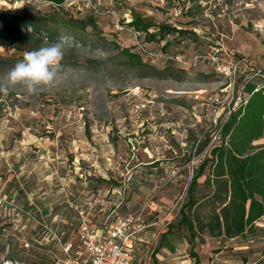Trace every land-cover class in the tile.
<instances>
[{"label": "rangeland", "instance_id": "obj_1", "mask_svg": "<svg viewBox=\"0 0 264 264\" xmlns=\"http://www.w3.org/2000/svg\"><path fill=\"white\" fill-rule=\"evenodd\" d=\"M0 7L98 23L75 31L81 43L61 34L37 45L23 39L24 49L0 47L4 85L26 51L64 45L53 83L34 93L0 88V255L10 244L13 258L54 264L44 223L75 222L69 198H100L104 210L93 211L95 223L111 208L114 216L142 211L155 233L142 245L144 259L169 264L164 249L188 239L180 220L199 166L224 143L223 126L247 82L264 85V0H0ZM131 10L187 33L151 40L128 24ZM48 27L68 29L62 21ZM122 48L146 65L125 64ZM218 58L235 64L236 75L221 74ZM220 245H189L177 256L193 260L183 264H209ZM225 250L223 264L264 260V227Z\"/></svg>", "mask_w": 264, "mask_h": 264}, {"label": "trees", "instance_id": "obj_2", "mask_svg": "<svg viewBox=\"0 0 264 264\" xmlns=\"http://www.w3.org/2000/svg\"><path fill=\"white\" fill-rule=\"evenodd\" d=\"M61 1L59 0V2ZM167 1L174 3L182 0ZM131 13L133 18L128 24L138 32L149 35L151 40L157 39L158 36L164 38L171 33H187V30L177 26L156 24L151 18L136 10H131ZM61 21L68 27L64 32H57L48 27L49 24H58ZM88 25L94 29L98 28L97 20L94 17L64 19L37 13L20 14L11 9L0 7V47L10 45L13 48L24 49L20 44L23 39L33 41L37 45L43 38L59 39L61 34H72L75 41L81 43L82 40L75 31L86 29ZM29 27L32 29L31 32L28 31ZM153 27H156V30L152 31ZM43 33L46 36H43ZM9 35L16 36L17 42H8ZM121 53L126 57L125 64L132 67L146 65L138 52L122 48ZM243 96V102L236 110L232 111L230 118L223 126L224 143L219 147L212 148L211 155L199 166L196 176L189 185V200L182 210L180 223L185 225L189 231L188 240L192 248L198 243L204 242L202 233L206 227L211 230L220 229V231H225L228 238H234L243 235L246 229L252 231L254 226L256 229V222L264 216V144L249 147L242 145L251 136L254 127L255 137L264 134V85L247 82ZM243 105L245 106L243 107ZM246 125L251 127L248 132L242 131ZM254 148V152L246 154L248 149ZM215 163L217 170L221 167L228 169L232 195L230 201L222 206L220 212H215L211 221L205 222L201 216L193 213L192 209L197 202L198 179L203 175L207 165ZM221 192L226 193V196H221V202L224 203L228 199V180L221 187ZM249 199H251V203L248 211L247 201ZM214 236L221 237L222 233L214 234ZM243 262L244 264H264L263 256L255 260L244 256Z\"/></svg>", "mask_w": 264, "mask_h": 264}, {"label": "built area", "instance_id": "obj_3", "mask_svg": "<svg viewBox=\"0 0 264 264\" xmlns=\"http://www.w3.org/2000/svg\"><path fill=\"white\" fill-rule=\"evenodd\" d=\"M216 69L228 77L235 76L237 72L235 64H225L220 58ZM243 97L241 93L236 105L243 102ZM131 178L132 174L129 176ZM4 201L0 197L1 206L5 204ZM68 203L75 212V222L56 218L52 223H44L45 239L54 243V248H51L54 264H138L133 249L140 233L147 227L142 211L114 216L116 209L111 208L102 222L95 223L91 219L93 211L97 207L104 209V202L100 198L84 201L69 198ZM10 251L11 246L8 244L5 254L0 255V264H28L9 256Z\"/></svg>", "mask_w": 264, "mask_h": 264}, {"label": "crops", "instance_id": "obj_4", "mask_svg": "<svg viewBox=\"0 0 264 264\" xmlns=\"http://www.w3.org/2000/svg\"><path fill=\"white\" fill-rule=\"evenodd\" d=\"M244 106L245 105H243V107ZM250 128L251 127H249V125H246L242 129V131L248 132ZM261 144H264V134L262 136L255 137V127H254V129H252L251 136L248 137L242 145L244 147H249V146H259ZM254 151L255 148L248 149L246 151V154ZM216 168H217L216 163L213 165L211 164L207 165L203 175L200 176L198 179V186L196 188L197 202L194 205L192 212L197 213L199 216H201L205 222H210L211 219L213 218L214 213L215 212L219 213L222 206L226 205L230 201L232 195L231 179L228 169L221 167L220 169L217 170ZM227 180H228V199L223 203L221 202V196H226V193L221 192V187ZM200 189H202L203 191L202 193H200ZM250 203H251V199L247 201L248 211L250 208ZM101 211L102 209H99V212ZM106 214H107L106 212L103 213L105 217ZM152 225L153 223L151 224L147 223V227L140 233L139 241L136 243L133 249V254L138 264H148V262L144 259V256L142 255L141 248L143 244L148 242L149 237L155 234L152 233L151 229H149ZM263 227H264V216L256 222V229L255 226L252 231L246 229L243 235H239L234 238H228L226 236L225 231H220V229L211 230L209 227H206V229L202 233L204 236V242L200 243V246L201 247L210 246L214 242L219 244L221 243L222 245L219 246L220 250L214 256H212V259L209 262V264H223L224 262L222 261V253L225 252L226 251L225 249L228 248L229 242H232L234 239L239 237L244 238L249 234L258 233L261 229H263ZM220 232L222 233L221 237L214 236V234H218ZM184 240L185 241L182 244H176L174 242V244L169 245L170 251L164 249V251L167 253L166 255H169L170 257L169 264H183V263L193 262L191 258L181 260L182 257L177 256L178 255L177 253H180L182 249H186L189 245H191L186 237L184 238ZM162 257L163 259H165L164 254H162ZM198 264H203V262L200 261ZM242 264H244L243 260H242Z\"/></svg>", "mask_w": 264, "mask_h": 264}, {"label": "clouds", "instance_id": "obj_5", "mask_svg": "<svg viewBox=\"0 0 264 264\" xmlns=\"http://www.w3.org/2000/svg\"><path fill=\"white\" fill-rule=\"evenodd\" d=\"M28 31H32L29 27ZM64 55L63 42L52 43L38 50L26 51L23 59L7 73L6 83L0 88L22 85L29 93L40 86H48L57 78Z\"/></svg>", "mask_w": 264, "mask_h": 264}]
</instances>
